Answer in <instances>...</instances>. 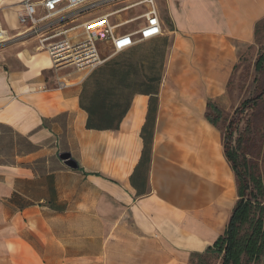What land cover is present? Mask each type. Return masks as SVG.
<instances>
[{"label": "crops", "instance_id": "0c3cea01", "mask_svg": "<svg viewBox=\"0 0 264 264\" xmlns=\"http://www.w3.org/2000/svg\"><path fill=\"white\" fill-rule=\"evenodd\" d=\"M22 2L0 0V264H189L210 254L238 201L223 150L227 84L255 45L264 0H157V38L169 44L160 80L112 130L87 129L86 78L54 72L18 35ZM208 104L221 112L216 126Z\"/></svg>", "mask_w": 264, "mask_h": 264}, {"label": "trees", "instance_id": "16d2710c", "mask_svg": "<svg viewBox=\"0 0 264 264\" xmlns=\"http://www.w3.org/2000/svg\"><path fill=\"white\" fill-rule=\"evenodd\" d=\"M133 50L135 48L130 51L133 53ZM263 62L264 57H259L254 66L256 72H261ZM140 67L143 65L140 64ZM87 75L82 84L79 104L87 113L88 130L117 129L129 110L133 97L138 93L151 91L153 84L160 80V74L156 72L138 75L132 65L121 68L119 63L109 60ZM263 101L264 88L260 94L246 99L234 110L222 136L224 153L236 177L238 201L231 212L225 233L214 243L213 248H208L206 253L210 254H205L217 255L220 264H259L264 259V163L259 164L240 154L238 141L232 147V135L241 117ZM207 106V121L216 126L215 120L221 117V112L216 106ZM152 122L153 117H150L149 112L146 125L142 129L145 146L147 140V144L151 142L148 128Z\"/></svg>", "mask_w": 264, "mask_h": 264}, {"label": "built area", "instance_id": "2783aa9c", "mask_svg": "<svg viewBox=\"0 0 264 264\" xmlns=\"http://www.w3.org/2000/svg\"><path fill=\"white\" fill-rule=\"evenodd\" d=\"M134 10L133 18L120 20L122 13ZM91 13L97 14L80 22ZM16 17L18 35L33 39L36 48L46 52L54 72L73 69L87 75L163 33L157 0H23ZM135 22L141 23L133 31L123 30ZM5 35L0 29V45ZM67 86L57 78V89Z\"/></svg>", "mask_w": 264, "mask_h": 264}, {"label": "rangeland", "instance_id": "374dc122", "mask_svg": "<svg viewBox=\"0 0 264 264\" xmlns=\"http://www.w3.org/2000/svg\"><path fill=\"white\" fill-rule=\"evenodd\" d=\"M137 10L129 12L127 15L122 14L121 19L133 18ZM97 13H91L80 20V22L86 21L90 17L95 16ZM114 21V19H112ZM118 21V19H115ZM140 23V22H139ZM166 21V27L167 26ZM138 25H129V28ZM257 31L255 36V45L243 54L238 63L236 64L232 77L227 87V96L229 99L230 108L226 112H222V128L223 134L225 128L229 123V119L243 101L246 99L254 98L260 94L264 88V62L261 72H256L254 69L255 63L259 57H264V20L257 25ZM165 27V28H166ZM79 38L83 37L82 32L78 33ZM167 39L156 38L148 42L140 43L133 50L127 53L119 54L109 59V62L115 61L120 64L121 68L126 67L128 64L136 68L137 74L141 73H154L160 74L165 64V57L168 47ZM147 58L146 60H143ZM140 64L143 67H140ZM85 78L88 75L79 73ZM264 101L260 103L256 108L247 111L240 119V123L237 125L232 137V147H235V142L238 141L240 146V154L245 155L252 161H256L259 164L264 163ZM240 138V139H239ZM219 257L217 255H203L200 258H193L189 261V264H220Z\"/></svg>", "mask_w": 264, "mask_h": 264}, {"label": "water", "instance_id": "95a60500", "mask_svg": "<svg viewBox=\"0 0 264 264\" xmlns=\"http://www.w3.org/2000/svg\"><path fill=\"white\" fill-rule=\"evenodd\" d=\"M61 157H62L63 160H65V164L68 167H70L72 169L76 168V164H74L72 161H70V157L68 155L63 154Z\"/></svg>", "mask_w": 264, "mask_h": 264}]
</instances>
